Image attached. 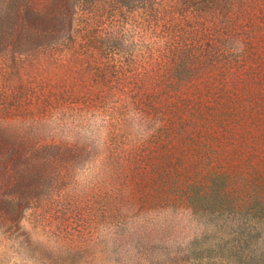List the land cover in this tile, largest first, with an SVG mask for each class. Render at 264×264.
I'll return each instance as SVG.
<instances>
[{"label": "rangeland", "instance_id": "374dc122", "mask_svg": "<svg viewBox=\"0 0 264 264\" xmlns=\"http://www.w3.org/2000/svg\"><path fill=\"white\" fill-rule=\"evenodd\" d=\"M111 8L55 34L0 18V264H264V37L170 94L172 15Z\"/></svg>", "mask_w": 264, "mask_h": 264}, {"label": "trees", "instance_id": "16d2710c", "mask_svg": "<svg viewBox=\"0 0 264 264\" xmlns=\"http://www.w3.org/2000/svg\"><path fill=\"white\" fill-rule=\"evenodd\" d=\"M252 2L253 0H0V18L9 15L27 24L29 30H50V33L55 34L58 30H77L78 17L86 13L95 14L100 3L112 5L110 14L125 7H130L133 11L140 9L142 12H148L150 8L149 13L157 23L171 14L172 22L170 20V23L164 24L168 38L162 46L167 69L176 75L166 83L165 90L171 94L181 91L210 70L228 68L231 65L242 67L255 57L260 44L254 42H259L258 38L264 37V30L248 21ZM180 3L184 7H178ZM178 12H183L185 17L194 18L191 29L174 31L177 27L175 14ZM251 26L257 30H247ZM83 29L89 30L87 25ZM73 42H70L71 46ZM90 42L96 45L98 40L93 37ZM252 70L253 67H250V71ZM162 97L163 93H158L151 103L156 112L160 111ZM215 161H220V158L211 160L208 167L213 168ZM175 169V177L179 179V172L176 167ZM253 258L249 257L239 264H254ZM175 259L183 260L180 257Z\"/></svg>", "mask_w": 264, "mask_h": 264}]
</instances>
